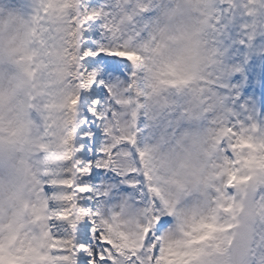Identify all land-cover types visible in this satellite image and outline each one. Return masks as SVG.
I'll use <instances>...</instances> for the list:
<instances>
[{"label":"rangeland","instance_id":"374dc122","mask_svg":"<svg viewBox=\"0 0 264 264\" xmlns=\"http://www.w3.org/2000/svg\"><path fill=\"white\" fill-rule=\"evenodd\" d=\"M4 1L11 4L8 0ZM4 1L0 4H4ZM74 1L55 0L54 8L51 7L54 9L50 24L55 30L53 34L56 40L53 44L55 54H50L42 80L46 81L50 92L55 97L61 96L63 93L64 96L74 94L72 87L75 78L72 76H78L80 71V65L73 67V63L76 62L74 59L76 41L78 42L76 45L78 55L80 50V37L75 33V29L78 27H72L73 17L79 16V10L72 9ZM119 2L132 4L131 10H128L129 13L141 5H147L148 12L136 15L139 19L136 22L137 25L129 27L130 30L144 32L145 38H147L150 28H153L154 33L153 40L137 45V48L145 53L141 57L148 67L146 72L142 73L146 83H139L136 90L142 99L147 100L151 119L150 126L148 125L142 134V137L146 136V143H142L141 148L147 153L160 199L166 207H169L170 211L175 213L177 218L173 228L165 233L166 239L163 240L162 237V253L158 264H186L194 256L199 261H193L192 264H222L224 236L217 227L232 219V211L224 207L222 208L223 214L219 217L220 212L213 208L208 215H198L208 205L209 210L212 202L221 196L218 190L215 198L209 203L212 196L208 187L217 185L216 179L226 163V157L221 163L216 158L217 156H212L208 151V138L222 128H228L230 143L239 140L240 130L233 131V128L226 125L218 130L212 128L213 121L231 118L230 111L240 120L245 119L238 107L235 106L238 84L230 80V73L234 68H242L244 65L243 76H247L251 80L249 83L250 98L259 94L261 84L264 83V7L262 5L264 0H240L241 3L238 0H95V2L94 0H84L89 8L104 7L106 11L104 16L112 30L113 39L119 38L127 32L120 13L116 8L113 11L114 5ZM256 2L260 3L256 5ZM254 3L257 9L249 10V8H254ZM220 4L222 7H219ZM232 4L234 6L230 8L229 6ZM213 5H216V9ZM164 8L167 9L162 13ZM243 9H247L250 19L244 16ZM215 10L218 15L222 13L218 24L220 28L209 34L207 20ZM74 13L76 15H73ZM113 18L119 20L116 21ZM0 21L2 23V31H0V261L7 256L13 263L29 264L32 257L30 236L23 229L22 221L18 216L17 204L20 198L12 179L13 169L10 170V163H13L14 166L16 159L13 156V148L19 142V138L11 137L9 127L4 123V117L14 111L15 102L9 89L20 64L19 40L6 30L8 28L6 17L1 16ZM78 22L83 24L84 21L79 19ZM87 28L93 30V25H89ZM129 39L131 40V38ZM209 39L214 42V47L219 48V63L218 59L216 63L213 62ZM45 50L51 52L48 48ZM77 64L79 63L77 62ZM211 66H215V76L208 80L207 73ZM139 74L141 73L139 72ZM61 77L64 78V84L60 82ZM86 81L91 85L90 80ZM125 84L124 77L116 78L112 85L113 98L125 97ZM215 84L227 87L228 90L216 92ZM196 86H199L198 90L193 89ZM178 95H181V108L177 107ZM209 99L212 102L210 107L213 110L206 113L207 127L197 131L195 128L196 105L198 103L202 105ZM172 123H179L174 128L179 129L177 132L181 129L180 134L182 135L186 128L187 141L195 147L194 158L191 161L178 158L183 156L188 148L185 146V140L181 139L178 147L175 148L173 139L168 132ZM112 143L110 142V144ZM65 152H67V147H65ZM117 154L122 155L116 161L117 165L124 168V171L127 170L131 166V162L127 161L126 150ZM254 157L255 155H251L250 151L245 154V167H247L249 159ZM102 158L99 157L97 162ZM61 162L62 160L59 163L54 162L53 170H51L53 181L56 180L54 171L56 165L63 167V172L67 173L65 176L68 178L66 160L64 159L62 164ZM101 163L105 164V160H102ZM253 164L256 165L254 169L256 178L263 180L264 148L257 151L256 161ZM79 172L78 169V179H82ZM226 175L227 171H224L223 178ZM106 180L109 185L115 182L113 175H110ZM97 184L99 182L93 184V195H96L95 192L100 189V187L96 188ZM124 186L127 189L126 192L123 190ZM112 187L113 192L120 197L119 214L109 228L110 222L105 215L103 206L99 202L95 203L94 205L101 213V220L97 227L106 229L105 238L123 258L115 260L114 264H123L124 260L131 259L132 256H136L141 264H145V258L140 257L138 255L140 252L137 251L139 231L142 227L141 199L135 197L141 196L138 176L135 175L127 184L120 185L118 181ZM221 187L222 183L218 189ZM207 188L208 193L206 194ZM63 194L67 195V203L56 205L58 212L67 211L69 208L70 193L68 190L56 192L55 198ZM207 197L208 202L204 206ZM47 203V196L43 194L41 201L34 200L32 210L37 212L40 206H45ZM199 206L201 208L196 209ZM83 211V209L80 210L81 214ZM246 217V214L238 215V220L246 226V228L244 227L245 231L250 225ZM206 225L216 231L217 237L214 242L212 240L208 243L203 242L204 247H196L192 232L196 227L206 228ZM189 226L191 227L187 231L186 228ZM66 227L64 221L60 220V227L56 229V237H61L59 244L56 238V247L60 246L61 254L68 252L66 245L71 240L68 233L59 235L60 228L65 229ZM12 233L18 239L8 247L6 242ZM109 253V256L114 259L111 252ZM62 255L65 258L68 254Z\"/></svg>","mask_w":264,"mask_h":264},{"label":"snow or ice","instance_id":"6c2138e0","mask_svg":"<svg viewBox=\"0 0 264 264\" xmlns=\"http://www.w3.org/2000/svg\"><path fill=\"white\" fill-rule=\"evenodd\" d=\"M46 0H38L34 5V12L29 16L30 25L36 28V31L40 33L43 27H48L50 31L44 32L43 35L36 41L35 46L47 49L51 45L55 44L54 28H52L50 22L46 20H40L39 17L43 15V6ZM95 2V0H94ZM128 4H116L115 8L120 13L122 19H124L127 32L122 34L119 38H112V30L107 23V19L104 16V7L89 8L84 3V0H80L79 5V19H83V24H80L78 20H73L72 27H79L80 32V50H79V65L80 72L79 77L73 80L74 85L82 84L85 80H90L91 85L89 87H81L79 89V96L76 101V106L79 114V118L82 123L77 131V137L75 141L76 154L74 161L76 167L80 170V178L75 185V189H79L76 192L77 204L86 210V214L83 219L75 225V240L74 249L76 264H114L115 260H122L116 250L112 247V244L105 239L107 235L106 229L103 227H97V224L101 220V213L98 211V207L93 204L89 199V195L94 192L93 184L100 180L104 175V172L111 170L113 174L121 173L114 169L102 164L101 161L107 159V146L101 141L107 136V130L103 126L104 117L99 115L105 103H109L119 109V102L113 98L112 85L116 81L117 77H126L129 70H131V80L126 84L127 87L132 88L133 80L136 78V65H134L132 59L128 55H121L119 53L125 52L124 43L131 38L132 43L128 48V51L135 52L137 55H145L142 50H139L136 46L143 44L149 40L154 39L153 28H150L147 32V38L145 33L140 30H130L136 15L148 12L147 5H141L139 8L134 9L131 13L128 12ZM234 4L229 7H233ZM174 7V6H171ZM167 7V8H171ZM216 9V5H213ZM239 7V5H236ZM162 10V13L165 9ZM122 9V11H121ZM73 15H76L75 13ZM221 14H217L216 10L213 15L208 18V32L214 33L217 31V25L220 23ZM244 16L250 19V14L247 13V9H244ZM159 22V21H158ZM157 22V23H158ZM93 25V30H89L87 26ZM248 27V25H247ZM106 45V47H105ZM209 48L213 54L214 59L218 58L220 51L214 47V42L209 39ZM219 63V59H218ZM215 66L209 68L207 73V79L211 80L215 76ZM236 71L242 72L243 68H237ZM198 90L199 86L193 88ZM207 94V93H206ZM126 96H135V91H129L125 93ZM239 98V94L237 96ZM202 99V98H201ZM211 100L204 102L200 105L201 110L204 113H208L213 109L210 107ZM159 106V105H158ZM140 114L133 113L137 119L134 121L135 129L138 128V117ZM231 116V111L229 112ZM233 128V131H239L242 127L252 126H264L259 123L253 116L249 115L247 120H240L238 117L235 122H232L231 118L222 119L219 121H213V129H220L224 126ZM136 133L133 132L123 144L118 145L113 152H119L122 148L128 153L129 158L135 161L136 158L133 155V150L137 148L138 139H133ZM230 140L225 137L219 148L222 152H217V159L222 163L223 158L234 159L235 155L229 146ZM99 149L101 156L103 157L99 162L96 161V151ZM42 155V154H38ZM144 155L143 149H138L139 160L135 162V168L130 172V175H134L136 172H141L148 185L147 195L150 196L148 202L140 207H151L153 209L150 220L152 226L148 229L145 238V250H142L138 255L147 259L149 253L146 249L152 247L151 257L152 264H155L157 257L160 255L162 237L169 229L177 222L176 215L173 211H170L169 207L165 206V203L159 196L153 194V191L149 183V175L145 171L144 164L141 161V156ZM86 161V163H84ZM99 169L100 171H96ZM218 171V169H217ZM130 178V176H129ZM47 180V177H42ZM44 195L53 196L57 192V186L51 183L44 184ZM73 189H69L72 191ZM229 194H233L232 188L227 189ZM216 194V193H214ZM102 195L106 198L110 197V190L105 189ZM258 197L264 200V189L258 190ZM51 207V204L49 205ZM53 223V222H50ZM67 224V222H64ZM147 223V221H145ZM264 223V222H261ZM68 229L72 228L71 224H67ZM57 239L61 237L57 236ZM111 252L114 259H110L108 254ZM62 254H68L67 252ZM123 264H141L140 260L136 256H132L131 259L124 260Z\"/></svg>","mask_w":264,"mask_h":264},{"label":"bare ground","instance_id":"6f19581e","mask_svg":"<svg viewBox=\"0 0 264 264\" xmlns=\"http://www.w3.org/2000/svg\"><path fill=\"white\" fill-rule=\"evenodd\" d=\"M29 3V0H26V4H28Z\"/></svg>","mask_w":264,"mask_h":264}]
</instances>
